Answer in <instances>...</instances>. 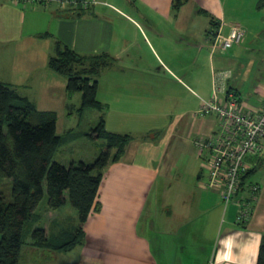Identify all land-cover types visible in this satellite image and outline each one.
Masks as SVG:
<instances>
[{
	"label": "crops",
	"instance_id": "crops-1",
	"mask_svg": "<svg viewBox=\"0 0 264 264\" xmlns=\"http://www.w3.org/2000/svg\"><path fill=\"white\" fill-rule=\"evenodd\" d=\"M229 3L186 0L174 11L173 0H94L78 15L57 5L0 0V80L18 86L38 109L39 103L57 98L65 105L73 95L65 94V78L46 72L56 41L80 54L106 53L115 63L97 78L105 127L133 136L123 157L104 172L95 200L99 208L88 216L83 243L67 252L53 251L56 262L256 264L264 237V177L257 183L260 191L251 218L238 225L235 202L223 206L220 187L202 181L206 170L209 178L211 156L198 153L194 140L217 129L216 116L212 115L213 120L196 113L202 103L215 96L222 100L225 91L232 90L244 110L258 107L264 100V86H256L255 96L245 98L240 91L243 82L232 84L241 69L239 57L212 50L210 31L215 27L209 23L204 33L195 35L194 24H183L180 19L187 7L195 5L208 13L204 15L209 22L211 16L219 18L215 34L228 35L239 26L226 14ZM129 11L143 19L168 22L136 24ZM216 72L230 75L219 81ZM240 74L247 77L250 69L244 67ZM160 77L167 78L166 88L158 83ZM180 142L196 149L194 165L189 168L196 183L189 188L183 183L186 178L172 184L176 181L174 164L167 163L179 151ZM263 158L264 154L246 158L250 173L262 166ZM157 188L162 191L155 198L152 192ZM243 194L242 188L235 198ZM145 216L153 219L145 220ZM45 260L43 252L40 264Z\"/></svg>",
	"mask_w": 264,
	"mask_h": 264
},
{
	"label": "trees",
	"instance_id": "trees-1",
	"mask_svg": "<svg viewBox=\"0 0 264 264\" xmlns=\"http://www.w3.org/2000/svg\"><path fill=\"white\" fill-rule=\"evenodd\" d=\"M185 2L173 0V10L179 11ZM256 6L263 9L264 0H258ZM88 8H69L65 12L81 15ZM214 19L211 16L209 23L216 28L219 22ZM114 63L115 59L106 53L80 54L59 40L47 61L51 71L65 78L68 97L81 94L80 113L86 108L101 112L96 126L83 133L103 139L101 151L92 163L54 160L61 145L78 138L76 131L69 129L59 134L55 111L38 109L18 86L0 80V264H19L24 245L67 252L83 243L88 216L99 208L95 200L101 178L111 163L123 157L133 138L129 133L106 129L104 108L97 98V78ZM251 171L242 176V188ZM3 180L9 181L8 193L4 186L1 188ZM67 201L75 208L76 219H52L47 230L39 225L44 212L56 211ZM256 264H264V237Z\"/></svg>",
	"mask_w": 264,
	"mask_h": 264
},
{
	"label": "rangeland",
	"instance_id": "rangeland-1",
	"mask_svg": "<svg viewBox=\"0 0 264 264\" xmlns=\"http://www.w3.org/2000/svg\"><path fill=\"white\" fill-rule=\"evenodd\" d=\"M229 1L230 3L228 5L225 4L226 14L227 16L232 18L230 21H232L231 23L233 25H239L244 28L245 34L242 37L239 44L233 45L227 51L222 53L224 55H227L228 57H232V55H234L235 57H239L241 62V69L239 72H236L234 74V77L232 79V84L236 85L235 82L237 83L243 82L244 86L240 89L242 95L245 98L246 96L248 98H253L255 94L252 92V90L256 86L259 87L264 86V9L257 10L256 1L258 0H229ZM50 7L54 8L57 6L56 4L52 3L50 4ZM197 8L199 7L195 5H190L189 7H187V13L186 12L183 13L180 18L183 24H194L192 25L191 30L195 33V35H199L202 32L204 33L205 27L209 26L208 16L201 13L200 10H197ZM129 13L131 17L135 19L136 24H150L149 22H153L154 24H161V23L167 24L168 22V21H164V19L161 18L159 19L155 18L156 21L147 20L140 18L135 14H132L131 11H129ZM214 20H217L219 23H221L219 18L218 19L215 18ZM256 33H258V35L255 38L254 34ZM211 35L214 36L215 34L212 33ZM47 61H46V67H47ZM197 65H198L197 68H200V64L198 63ZM244 67L246 68V70L250 69V74L247 77H245V75L243 76L240 74V72ZM46 70H47L46 72H50V74L57 75V73L51 71L49 68ZM223 74H221V72H216L215 77L219 79V77H221ZM45 81L47 83L51 81V77L48 75V73L45 76ZM157 81L159 84L163 85L166 88L167 78L160 77L158 78ZM43 86L45 87V85ZM41 88L44 89L43 87ZM159 90L163 92L161 87H159ZM64 91H65V86H64ZM65 94H67V92ZM80 102H81V94L77 92L74 93L71 96V98L65 102V105H63L58 98L52 99L51 101L48 100V101H44L43 103H39V107H40L39 109L54 110L57 112L58 114L57 132L59 134L64 133L69 129H73L74 131H76V134L78 136L77 139L73 141H69L59 147V149L56 151L54 155V160L56 161L63 162L66 164L71 160H77V161L80 160L86 163H92L95 157H97L101 151L100 146L103 143V139H97V138L89 137L87 135H83L84 131L89 132L90 129L96 126L101 112L94 108H86L83 112L80 113L78 111ZM213 116L212 115L206 116V118H211L214 120ZM159 127H164V125ZM195 153H196V149L193 148V146L191 147L189 144L183 146L180 142L179 151L173 152V157H171L167 161V163L169 164H174V167H172L173 176L175 177L174 179H176V181L172 182L174 186L178 184L180 178L181 181H179L180 182L179 184H181L182 181L186 178V180H184L183 183L188 188L191 187L193 183L195 185L196 180L195 178L193 179L190 178V172H189V168L193 166L195 162L193 159ZM205 153L206 151L203 152V154ZM197 160L198 162H200L201 159H197ZM198 162H196V165L198 164ZM206 172L207 170L205 171L204 174H206L207 176ZM206 176L204 175V178H202V181L204 183L208 182V178H206ZM262 177H264V162L262 166H260L253 173H251L249 178L251 180H248V182L251 185L257 184L259 183V180ZM102 179L103 177L101 178V181ZM158 184L160 185L159 181ZM3 186L5 192L8 193L9 181L3 180L1 183V188H3ZM161 189L162 188H157L156 191L153 190L152 196L157 198L162 191ZM197 192L200 193L199 191ZM197 192H195L196 197H197ZM245 194L246 195L248 194L247 189ZM43 202H45V198ZM42 207L43 205L41 204L40 210ZM66 216H70L73 219L77 218V213L75 208L72 207L68 201L56 211L48 210L44 212L43 219L39 223V225L45 227V229L47 230L51 226L52 219L55 218L63 219ZM151 219L153 218L145 216V220L151 221ZM28 242L31 241H29L28 239ZM43 252H44V258L46 257L45 263L43 264H48L47 260L51 264L62 263L63 260H57L56 262V253H54L53 251L44 250ZM43 252L42 251L37 252L31 249V246L24 245L19 264H40L39 261Z\"/></svg>",
	"mask_w": 264,
	"mask_h": 264
},
{
	"label": "built area",
	"instance_id": "built-area-1",
	"mask_svg": "<svg viewBox=\"0 0 264 264\" xmlns=\"http://www.w3.org/2000/svg\"><path fill=\"white\" fill-rule=\"evenodd\" d=\"M12 3L31 5L56 4L60 9L78 7L88 8L94 0H8ZM215 34V33H214ZM244 28L234 27L228 35L216 33L210 35L212 50L225 52L235 44H239L244 36ZM227 72L219 77V81L229 76ZM224 90V88H223ZM241 98L235 91H225L222 100L217 96L205 101L196 112L198 115H214L217 117V129L207 137L194 140L198 153L206 151L210 154V169L207 186L220 187V198L224 206L234 203L237 206L236 222L248 221L258 199L260 186L249 182L243 186V194L235 197L242 188V176L248 171L247 157H258L264 153V100L257 107L249 106L244 110ZM211 264V262H210Z\"/></svg>",
	"mask_w": 264,
	"mask_h": 264
}]
</instances>
